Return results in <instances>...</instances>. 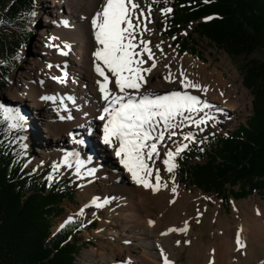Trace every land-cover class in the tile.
<instances>
[{"label": "rangeland", "instance_id": "obj_1", "mask_svg": "<svg viewBox=\"0 0 264 264\" xmlns=\"http://www.w3.org/2000/svg\"><path fill=\"white\" fill-rule=\"evenodd\" d=\"M43 1L44 0H35L34 21L31 23V26H29L31 30L30 39L24 47L22 46L19 49L21 56L20 64L10 75L9 86L0 94V119H7L10 122V125H16L15 127H12L13 132L18 130L24 133L22 138H19V135H12L11 138L15 140L21 139L25 144L24 149L31 154V159L26 164V169H30L35 173L48 166H53L55 168V172L51 175V181L61 177H67L68 179L72 180L71 187L75 189L73 199L71 201H65L61 205L62 212L53 217L51 235L55 234L66 222L72 221L74 219H79L82 222L90 221V224L85 225L80 230V233L76 236L79 241L78 244L80 246V251L75 259V264H93V258L97 257V255L107 258L109 253V249L107 247H109V245H113V247H123L124 249L126 248V245L123 241L115 240L111 236V238L107 237V229L104 225L109 226L112 222L107 219L110 217L107 212L119 209V204L121 205L120 200L122 197H128L129 199L132 198L133 191L131 189L133 185L129 182H122L123 180H120L115 183L113 188H108L106 190L107 194H98L101 193V189L99 188V184L96 182L108 176H118L117 179L121 178L119 175L123 173V168L117 170L118 173L116 171H111L110 168H106L107 170L101 171L98 166H95L96 158L88 152L86 145L83 146V144H81L83 148L79 152L75 151L77 146L74 147V151H71V147H69V145H66V147L60 149H45L44 147L46 143L53 144V147H55L56 141H58L57 138H52V136L49 137L42 130L43 128L41 121L43 116L46 115V108L42 107L40 109L44 114L41 117V115L36 114L35 111L28 106V104L14 102L12 105L6 99L8 91L20 90L23 87L22 81L19 79V77L22 75L25 76L27 73H29L33 76V79L37 74L38 76L40 75L39 77L41 83L45 81L44 83H47L51 91V93L48 92L47 94H42V97L39 98L41 103H51L54 104V107L60 106V108H62V102L60 101L61 98L57 95V90L59 89H56V83L59 81L61 76H69L73 67L70 65L68 60L66 61V64L55 65L52 61V58L55 57V54L59 55L60 51H62L64 48H67V50L73 54V51L75 49L77 50L79 45L76 42H69L66 44L61 39H59V35H55V32L62 30L63 27L60 24L51 22L47 19L48 10L43 4ZM136 3L140 5V7L136 10L137 14H139V12H143L144 16L140 17V31L142 35L137 37L135 43L139 44L140 40L147 41L149 48L152 49L153 58L156 63V67L153 68L151 72L143 74L146 78L144 84H146L147 87H152L153 89L158 90V86L170 85L172 86L170 88H173L174 85L179 83V88L175 90L169 88L163 89L165 90L163 95L173 91H179L188 95L197 96L199 98V96L195 93V90L201 89L202 87H207L209 85V77L212 70L211 68L216 66L218 71L222 72L226 78L228 77L225 71H229L231 75V79L229 80H231V84L233 86V88L230 90L235 92L234 96L239 98L241 94H244L246 98L244 108H241L240 114L236 117H231L229 113L222 111L220 112L217 109V106L210 109L204 108L200 112L184 114L185 117L191 116L193 120H199L203 118L207 121L206 123L201 124L199 127H197L196 124L190 119L184 118L182 120L181 117H177L175 123L178 126L165 132V140L157 144L159 156H154L152 160L146 161L153 170V176H151V178L155 177L157 170L159 171L160 184H163V182L167 183L170 179L171 182L175 180L173 184H175L174 186L176 187V191H179L181 199L179 202V208H177L178 211L176 210L175 212V216L178 219L177 223L181 225L182 221L179 220H183L188 216V219L190 220L188 221L191 226V230L187 231V234L184 232L177 234V238L179 237L180 242L184 245V250L181 254V261L182 263H186L192 246L196 241H202L205 246H209L214 242L212 236L213 231H215L217 227L218 229L224 231L230 230V234L234 232L237 234V229L241 233L246 232V227L249 226V224L254 226L255 230L264 227V221L263 223H261V221L260 223H258V221L254 223L251 219V214L257 219L262 217V211H264V194L254 193L247 198L238 200H234L227 195V200L223 201L218 195L214 193L201 192L196 190L193 186L180 183V176L177 173V166L173 172L169 173L166 171L167 166L164 164V160L167 159V152H174L177 147L183 146L185 144L187 145L189 142L198 144L197 141L199 139L206 138L209 135L217 134L219 136H225L236 129L237 126L243 124L251 116L252 96L250 92L243 87L242 76L240 73V66H242L248 58L246 59L241 57L238 59H231L225 52L216 49L207 40L200 39L197 34H194L193 26L190 25L182 30L179 36L183 39H189L190 45L193 47L194 52H192L190 56L184 54L179 57L176 55V47L173 44V39H165L163 36L164 28H162L159 20L160 11L158 9H153V0H136ZM8 5L9 3L2 5V9H0V11L2 10L3 12H6ZM4 25L8 26L7 23H4L2 27H5ZM145 28L147 31L144 30ZM66 45L68 47H66ZM157 45H159L158 48L156 47ZM141 47H143L142 44L139 45L136 51H139ZM189 58L194 59V62L197 64L186 61ZM33 59L36 60L35 63L32 62ZM139 59H144L146 61V63L142 65L143 68L151 67L152 61L147 60V54L142 55L139 57ZM249 59L264 60V51L260 50L256 52L250 56ZM200 65L204 66V69H201ZM104 71L107 76L112 75L107 71V69H104ZM108 77H110L112 80L111 82H113L115 85V80H113L114 77ZM54 78L55 81L53 80ZM182 81L191 82L193 85H198L199 88H185ZM59 92L61 91L59 90ZM50 94L52 95L48 96ZM19 104L20 106L17 107L18 109H16L18 111L12 109ZM200 105L201 104H199L198 107ZM22 113L25 115L26 119L23 118L21 121L19 118L22 117ZM34 130H39V135L34 134ZM170 132H175V135H172L171 138H169ZM87 136L90 137L87 138V142H92L93 145L96 146L97 142L94 139L96 137L92 138V136L95 135L92 133ZM185 136H191L192 139L185 140ZM33 140L36 142L37 140L40 141L36 143L33 142ZM12 142L14 141L12 140ZM49 148H52V145L49 146ZM96 148L101 150L100 147ZM47 150L48 153L46 152ZM76 155L80 156L75 161L74 159ZM66 156L74 158L71 160L67 159ZM112 159L113 158L111 156L110 162L113 164V161L115 160L112 161ZM176 160L177 157L174 160V163L177 165ZM194 160L196 162L200 161L197 157H195ZM103 172H106L107 174H103ZM154 179L155 178L151 179L153 180V182L151 181L153 185L155 184ZM90 186L94 190L99 188L94 194H96V196H104V199L108 202L103 203L102 207H88L84 210L83 214H78L73 218L66 219L67 213L69 211L72 212L76 210L77 214L78 211L82 210V201L80 200V196L82 194V190ZM161 188L162 186L159 187V190H150L146 194V196H155V198L152 200V206L154 208L150 206V210L151 213L158 217L161 215L158 208L164 204L166 205L168 201V198L164 199L162 196ZM236 189L237 187H227L226 190L232 191L233 193L236 192ZM187 192H189L192 196H195V193H198L203 197L199 202L193 201L191 204L185 205L183 204L182 198ZM212 218L215 219L216 223L212 221ZM218 241L217 243L219 244ZM128 247L130 249L131 257H137L139 249L134 246V244H130ZM176 249L179 250L180 245L177 244ZM260 257L264 258V241L262 244L255 247V251H253L251 255H248L246 259L244 258L245 260L243 264H254Z\"/></svg>", "mask_w": 264, "mask_h": 264}, {"label": "trees", "instance_id": "obj_2", "mask_svg": "<svg viewBox=\"0 0 264 264\" xmlns=\"http://www.w3.org/2000/svg\"><path fill=\"white\" fill-rule=\"evenodd\" d=\"M5 3L7 11H0V94L20 64L19 49L30 39L35 16V0H0V9ZM153 7L160 11L163 36L173 38L179 56L194 52L189 39L179 36L192 25L194 34L231 59L248 58L240 73L252 96L251 116L226 136L187 144L177 159L180 183L223 201L227 195L238 200L264 194V60L249 59L264 51V0H153ZM12 135L9 121L0 119V264H75L80 251L76 236L90 221L74 219L51 235L53 217L73 199L72 180L51 181L53 166L35 173L26 169L31 154ZM227 187H237L236 192Z\"/></svg>", "mask_w": 264, "mask_h": 264}, {"label": "bare ground", "instance_id": "obj_3", "mask_svg": "<svg viewBox=\"0 0 264 264\" xmlns=\"http://www.w3.org/2000/svg\"><path fill=\"white\" fill-rule=\"evenodd\" d=\"M43 2L48 10L47 19L51 22L58 23L63 27L62 30L55 32V35H59V39L66 44L69 42H76L79 45L77 50L75 49L73 51V54L70 53L67 48H64L60 51L59 55L55 54V57L52 58L55 65L66 64V61L68 60L73 67L69 76H61L56 83V89H59L62 92L61 93L57 90V95L61 98L60 101L62 102V108H60V106L54 107V104L51 103H41L39 98L42 97V94H47L48 92L51 93V91L47 83H44L45 81L41 83L40 75L38 76L37 74L36 77H34L35 79H32L33 76L29 73L25 76L22 75L19 77L22 81L23 87L20 90L8 91L6 99L12 105L14 102L28 104V106L31 107L36 114L41 115V117L44 114L40 109L42 107L46 108V115L43 116L41 121L42 130L49 137L52 136V138H57L58 141H56L55 147H53V144L46 143L44 147L45 149L54 150L69 145L71 151H74V147L77 146L75 151L79 152L83 148L81 144H84V140L90 138L87 135L92 133L95 135L92 136V138L96 137L94 139L98 143L97 146L102 150H98L101 153L100 155L97 154V150L95 151L96 153L93 150H90L93 157L96 158L95 166H98L101 171L110 168L111 171H116L117 173V170L123 168V173L119 175L121 178L117 179L118 176H108L96 182L101 189V193L98 194L103 193V195H105L107 192L106 190L108 188H113L115 183L120 180H123L122 182H129L133 185L131 189L133 191L132 198L129 199L128 197H122L119 209L107 212L108 215H110L107 219L112 221L110 225L108 223L109 226L103 224L107 229V237L111 236L115 240L123 241L126 248L124 249L123 247H113V245H109V247H107L109 249L107 258L97 255V257L93 258V264H164L161 255L162 251L172 264H243L248 255H251L253 251H255V247L263 243L264 227L259 228L258 226L259 229L255 230V227L249 224V226L246 227V232L241 233L237 229V234H235V232L230 234V230L224 231L217 227L215 231H213L212 237L214 242L209 246H205L202 241H196L188 255L187 262L182 263L181 254L184 250V245L180 242L179 237L177 238V234L183 232L186 233L191 230V226L188 216L183 220H179L182 221L181 225L177 223L178 219L175 216V212L177 208H179V202L181 199L179 191H176L175 184H173L175 180H172L173 182H171V179H168L169 182H163V184H160V186H162L161 194L164 199L168 198V201L166 205L164 204L158 208L161 215L159 217L155 216L150 210V206L153 204L152 200L155 196H146L152 188H145L142 184H137L133 180L131 173L121 162V158L116 155V150L118 148L117 141L113 140L111 144L104 143L103 129L106 120H101L99 117L103 114V108L106 106V102L102 98L103 94L99 91L97 81L102 82L103 78L95 72V57L93 55L100 45L96 43L94 29L91 23L93 16L100 10L104 0H44ZM137 37H139V35ZM65 52L67 55L62 54ZM186 61L195 63L192 58H189ZM32 62L35 63L36 60L33 59ZM200 68L204 69V66L200 65ZM211 69L209 85L195 90V93L199 96L201 101V105L199 107L197 105V108L201 110L204 109L205 107H203V104L206 102L209 105V107L206 108L210 109L217 106V109L220 112L229 113L231 117H236L240 114L241 108H244L245 106V95L241 94L239 98L234 96L235 92L230 90L233 86L231 80H229L231 79L229 71H225L228 77L226 78L222 72L218 71L216 66ZM53 80L55 81V78ZM113 80H115V77ZM111 81L112 80L109 77V89L117 94L123 95V93H119L118 88H116V85ZM178 85L180 84L177 83L173 88H170L172 87L170 85H157L159 87L157 90L152 87H147L146 84L143 83L139 93L134 89H126V92L130 95L137 96V98L144 93L163 95L165 93V90L163 89L169 88L175 90L179 88ZM181 93L183 94V92ZM51 95L52 94L48 96ZM20 104L12 109H18L17 107H19ZM201 110L195 112H200ZM23 118L26 119L25 115L22 113V119ZM33 132L34 134H38L40 131L34 130ZM39 141L37 140V142ZM33 142L36 141L33 140ZM149 142L151 143V141ZM51 145L52 148H49ZM46 152L48 153V150ZM110 154L113 158L112 161L115 160L113 161V164L110 162ZM68 157L67 159L71 160L74 158ZM77 158L78 156L76 155L74 160L76 161ZM105 173L106 172H103V174ZM152 178L148 177L150 184H152L151 181L153 182V180H151ZM173 188H175V192L172 191ZM98 189L96 188L94 190L91 186L83 189L80 196L82 210L78 211L77 214L76 210L72 212L69 211L66 219L73 218L78 214H83L84 210L88 207L96 206L92 203L94 198H98V204H103L105 201L104 196L101 197L94 194ZM202 197L203 196L198 193H195V196H192L187 192L182 198L183 204H191L193 201L199 202ZM262 212L264 214V211ZM263 214L260 219L255 218L251 214L252 221L254 223L257 221L258 223H260V221L263 223ZM149 221H152L153 223L150 225ZM212 221L216 223L214 218H212ZM173 228L177 229V231L170 232L169 229ZM184 228L187 230L179 231ZM238 234L239 240L244 245L242 248L237 244ZM178 241L180 242L179 244L177 243ZM130 244H134V246L139 249L138 256L135 258H132L130 255V249L128 247ZM177 244L180 245L179 250L176 249ZM254 264H264V258L260 257Z\"/></svg>", "mask_w": 264, "mask_h": 264}, {"label": "snow or ice", "instance_id": "obj_4", "mask_svg": "<svg viewBox=\"0 0 264 264\" xmlns=\"http://www.w3.org/2000/svg\"><path fill=\"white\" fill-rule=\"evenodd\" d=\"M139 7L136 0H104L100 10L91 20L96 43L100 45L93 53L95 72L103 78L102 82L97 81V83L99 91L103 94L102 98L106 102L103 114L99 119L106 120L103 129L104 143L111 144L113 140L118 142L116 155L121 158V162L131 173L133 180L145 188L157 191L160 187L159 171L157 170L155 173V184H150L148 177L153 176V170L146 161L152 160L154 156H159L157 144L165 140V132L178 126L175 123L177 117L190 119L197 127L207 121L203 118L193 120L191 116H184L185 113L201 110L197 108V105L201 104L197 96L173 91L165 95L144 93L137 98V96L126 92V89H134L139 93L146 80L143 73L151 72L156 67L148 42L140 40L139 44L134 43L137 36L142 35L140 33V17L144 16V13L137 14L136 10ZM166 11L171 12L172 10L169 8ZM32 15L35 13L33 12ZM144 30L147 31L146 28ZM140 44L143 47L136 51ZM66 47L68 46L66 45ZM156 47L158 48L159 45ZM62 54L67 55L66 52ZM144 54H147V60L152 61L149 68H143L142 65L146 61L139 59ZM104 69H107L115 77L116 88L123 95L109 89V77L105 74ZM182 83L185 88H199L198 85H193L188 81H182ZM203 107L206 108L209 105L205 102ZM19 120L22 121V117ZM15 126L12 125V127ZM172 135H175V132H170L169 138ZM184 139L191 140L192 137L185 136ZM149 141L154 142L149 143ZM185 148H187L186 144L177 147L174 152L166 153L167 159L164 160V164L167 166L166 171L173 172L177 166L174 160ZM172 191L175 192V188ZM97 199L94 198L92 203L97 207H102V204L97 203ZM107 202V200L104 201V203ZM152 223L149 221L150 225ZM186 230L184 228L179 231ZM169 231L174 232L177 229L173 228ZM237 244L241 248L244 247L239 240V234ZM161 255L164 264H172L163 251Z\"/></svg>", "mask_w": 264, "mask_h": 264}]
</instances>
